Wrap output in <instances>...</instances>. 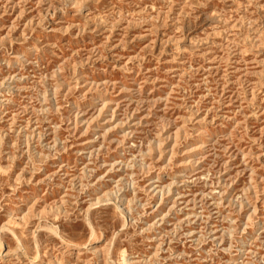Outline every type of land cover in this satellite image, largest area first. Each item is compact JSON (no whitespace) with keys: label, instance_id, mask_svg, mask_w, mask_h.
<instances>
[{"label":"rangeland","instance_id":"obj_1","mask_svg":"<svg viewBox=\"0 0 264 264\" xmlns=\"http://www.w3.org/2000/svg\"><path fill=\"white\" fill-rule=\"evenodd\" d=\"M52 256L264 264V0H0V264Z\"/></svg>","mask_w":264,"mask_h":264},{"label":"bare ground","instance_id":"obj_2","mask_svg":"<svg viewBox=\"0 0 264 264\" xmlns=\"http://www.w3.org/2000/svg\"><path fill=\"white\" fill-rule=\"evenodd\" d=\"M41 22V21H40ZM33 131V130H32ZM165 151V150H164ZM106 200V197L105 196H101V197H98V198H96L95 199V201L93 202L94 204H98V203H101V202H103V201H105ZM124 201V200H123ZM126 202V201H125ZM30 206V205H29ZM50 209V208H49ZM31 210H32V208H31ZM126 210V207H122L121 208V211L122 212H124ZM29 213V212H28ZM122 215V214H121ZM29 217V216H28ZM12 218V217H11ZM12 220V219H11ZM64 242H66V241H64ZM2 243V242H1ZM1 246H2V244H1ZM38 259V255H36V256H34V258H33V261H36ZM56 260H55V257L54 256H52L51 258H50V261H49V264H52V263H54Z\"/></svg>","mask_w":264,"mask_h":264}]
</instances>
